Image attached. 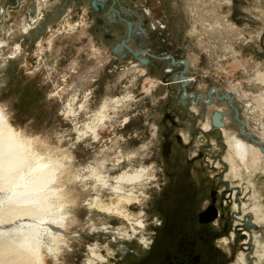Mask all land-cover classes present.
Returning a JSON list of instances; mask_svg holds the SVG:
<instances>
[{"label": "rangeland", "instance_id": "1", "mask_svg": "<svg viewBox=\"0 0 264 264\" xmlns=\"http://www.w3.org/2000/svg\"><path fill=\"white\" fill-rule=\"evenodd\" d=\"M92 1L0 0L1 104L16 130L62 166L67 242L57 256L46 251L47 264H89L95 245L108 259L101 264H229L240 249L248 264H264L253 239L256 231L264 241V222L253 223L252 212L239 218L243 212L235 209L254 204L247 178L264 203V170L230 179L225 135L215 126L204 130L227 104L207 102L195 111L182 98L206 97L213 89L231 93L233 107L248 120L244 129L258 138L257 118L264 122L257 101L264 93V0H107L102 7ZM117 6L122 19L113 24L108 14ZM127 20L140 22L147 33L131 40L133 49L191 62L187 86L175 77L184 63L171 68L169 58L148 54L144 62L129 49L117 51L128 37ZM17 45L21 51L14 54ZM117 96L128 99L115 106L110 101ZM104 103L111 119L96 139L85 123ZM227 127L255 142L232 120ZM141 166L152 177L138 188L140 200L127 207L146 224L134 234L127 220L96 209V178ZM213 190L217 213L208 215ZM102 199L117 200L110 191ZM233 231L229 257L217 240Z\"/></svg>", "mask_w": 264, "mask_h": 264}, {"label": "bare ground", "instance_id": "2", "mask_svg": "<svg viewBox=\"0 0 264 264\" xmlns=\"http://www.w3.org/2000/svg\"><path fill=\"white\" fill-rule=\"evenodd\" d=\"M94 1L101 3L103 6L107 4V0H93L94 7H96ZM113 1L115 5L120 2V0L118 2L117 0ZM119 9L118 7L112 8L111 13L108 14V19L110 18L109 20L113 24H116L121 16L120 12L123 8ZM31 19L34 22L37 21L32 15ZM132 22L128 24L127 20L128 30L131 27V33L128 32L127 45L120 42L117 51L128 54L130 52L125 49H129L138 58H142L141 60L146 62L148 60L143 56L149 54L152 58V54L147 51L148 48L141 47L140 50H135L131 47L133 38L135 36H145L147 34L146 30L142 25L140 26V22ZM211 26L213 28V25ZM31 28V23L26 24L24 31L30 32ZM4 46V42L0 41V49ZM20 51L21 46L17 45L14 54H18ZM179 62V64H186L187 68L183 75L178 74L176 77L180 80L183 79V85L187 86L190 79L185 72L191 67V62L188 60ZM259 75L264 80V73H259ZM219 91L213 89L210 92V97L196 95L194 100L192 97L195 95L189 96V94H186L187 98L185 97L184 101H189L190 103H188L195 111H199V106L207 102L211 104L221 102L225 106L227 104L228 107L218 108L212 113L210 119L204 124V130L208 131L215 126L225 135V144L228 149L224 160L230 167L227 175L234 180L236 178L244 179L245 172L252 174L264 170V122L262 119L257 118L261 130H259L258 138L255 137L253 131L252 134L244 129L248 120L242 119L238 109L235 106L233 107L235 103L234 96L231 93L221 94ZM127 99V97L117 96L113 97L110 103L118 106ZM197 99H200V101H197ZM257 101L261 113H263L264 93L260 95ZM107 103H104L98 112L94 114L92 121L85 123V126L95 133L96 139L99 137L101 125L111 119L109 114L110 104ZM251 106L250 103L246 104L248 110ZM254 109L255 107H252L250 112H253ZM70 112L72 115L75 114L73 109ZM230 120L238 126L239 131L243 128L244 132L241 133L250 139L252 138L255 142H249L237 134L230 133L227 127ZM16 126L13 122L11 123L0 100V264H47L46 251L57 256L59 251L62 250V246L67 242L68 220L65 211L67 200L64 197L65 191L60 176L62 166L57 159L46 156L41 152L37 142L32 138H25L20 131L16 130ZM217 165H221V163ZM150 177H152L150 169L146 166L128 168L111 178L110 176H98L96 178V209L105 213L117 214L128 221L134 234H139L140 229L146 228V224L143 219H137L131 215L127 207L135 205L140 200L138 188L146 185ZM247 182L253 188L254 204L252 203L253 206L251 204L249 206L248 203H244L242 208L235 204V209L243 212L239 218H243L246 214L252 212L255 216L253 223L264 222V203L260 198L261 202L258 201L260 192L257 190L256 183L252 181V178H247ZM104 191L113 193L117 200L105 203L102 199ZM6 224L12 226L4 228ZM253 239L257 246L255 254L260 260L258 262H261L264 260V241L261 240V234L256 231ZM141 241L148 245L145 238H142ZM234 241L235 232L233 231L231 236L226 235L219 238L217 244L227 256L234 257ZM247 243L248 239H245L244 244ZM125 248L123 245L120 246L121 251L128 250H124ZM90 251L89 264H101L108 260L98 251V245L90 246ZM229 264H248L247 253L242 249L238 250L235 259Z\"/></svg>", "mask_w": 264, "mask_h": 264}, {"label": "water", "instance_id": "3", "mask_svg": "<svg viewBox=\"0 0 264 264\" xmlns=\"http://www.w3.org/2000/svg\"><path fill=\"white\" fill-rule=\"evenodd\" d=\"M94 5L95 6H97V7H102V4L101 3H99V2H97V1H94ZM130 23V20H128V24ZM129 34L131 33V27H129ZM129 38V37H128ZM128 38H123L122 39V43L123 44H126L127 45V40H128ZM132 49V48H131ZM133 50V49H132ZM134 51V50H133ZM148 51V50H147ZM134 52H136V51H134ZM149 52V51H148ZM152 55H156V54H154V53H152ZM159 56V55H158ZM160 57H162V58H165V57H167V54H164V55H161ZM173 62H175V63H178L179 62V60H174ZM186 68H187V65L185 64V66H184V68L183 69H181V74L183 75L184 74V71L186 70ZM241 132L243 133L244 131H243V128L241 129ZM252 139V138H251ZM215 193V190H213V194ZM215 196H213V200L215 201Z\"/></svg>", "mask_w": 264, "mask_h": 264}, {"label": "flooded vegetation", "instance_id": "4", "mask_svg": "<svg viewBox=\"0 0 264 264\" xmlns=\"http://www.w3.org/2000/svg\"><path fill=\"white\" fill-rule=\"evenodd\" d=\"M119 4V3H118ZM118 7V6H117ZM120 18H122V16H120ZM127 33V32H126ZM130 43V42H129ZM125 50H127V49H125ZM182 95H183V93H182ZM190 95H192V93L191 94H189V96ZM188 96V97H189ZM187 98V95H186V93L183 95V99L184 98ZM189 99V98H188ZM193 99V98H192ZM188 105H190V104H188ZM215 193H216V190H215ZM213 196H215V198H216V194H213V191H212V203H210V205H208L207 206V209H206V211H205V213H208V215H210V213L211 212H216L217 213V208H216V205H215V201L213 200Z\"/></svg>", "mask_w": 264, "mask_h": 264}, {"label": "built area", "instance_id": "5", "mask_svg": "<svg viewBox=\"0 0 264 264\" xmlns=\"http://www.w3.org/2000/svg\"><path fill=\"white\" fill-rule=\"evenodd\" d=\"M154 54H155V53H154ZM158 55H159V56H158ZM152 56H154V57L156 58V57H160L161 55H160V54H156V55H152ZM154 57H153V58H154ZM160 58H161V57H160ZM167 58H169V59L171 60V62H170L171 66H172L171 68H174V66H176V65H178V64L180 63V62H178V63L173 62L174 60H179V59H178V58H175L174 55H172V54H171V55H170V54H167ZM184 66H185V65H184ZM183 68H184V67H183ZM183 68H182V69H183ZM180 72H181V69H180ZM175 77H176V76H175ZM176 79H177V77H176Z\"/></svg>", "mask_w": 264, "mask_h": 264}]
</instances>
